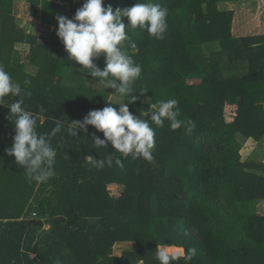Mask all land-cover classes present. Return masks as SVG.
Here are the masks:
<instances>
[{
    "label": "trees",
    "instance_id": "trees-1",
    "mask_svg": "<svg viewBox=\"0 0 264 264\" xmlns=\"http://www.w3.org/2000/svg\"><path fill=\"white\" fill-rule=\"evenodd\" d=\"M23 1L26 16L52 27L47 35L22 26ZM243 1L140 0L166 8L168 27L163 39L126 28L122 50L142 67L129 111L149 119L144 113L151 104L176 99L178 118L195 122L191 131H172L167 121L163 127L149 121L156 141L150 163L123 157L110 143L96 150L95 136H104L91 125L87 132L77 129L78 136L67 134L90 110L122 104L111 100L119 96L114 90L75 75L57 36L56 17L71 19L83 0H0V65L31 92L23 106L37 117L38 133L62 125L51 141L56 175L29 183L24 168L5 153L15 133L10 109L0 105V264H159L158 247L184 255L196 250L191 261L182 256L173 264H264V214L258 212L264 161L244 160L241 153L242 139L264 138V34L235 36V10L220 6ZM136 2L103 0L113 10ZM17 43L30 44L27 59L38 68L35 75L12 63L20 56ZM212 45L219 49L208 50ZM94 62L103 69L104 55ZM14 99L5 97V104ZM109 154L123 167L113 161L97 169L85 162L86 156ZM118 242L136 249L114 254Z\"/></svg>",
    "mask_w": 264,
    "mask_h": 264
},
{
    "label": "clouds",
    "instance_id": "clouds-1",
    "mask_svg": "<svg viewBox=\"0 0 264 264\" xmlns=\"http://www.w3.org/2000/svg\"><path fill=\"white\" fill-rule=\"evenodd\" d=\"M167 15L168 10L159 4L140 0L133 6L115 10L111 5L105 7L103 0H83L82 6L71 19L63 15L56 17L57 36L69 59L88 70L87 74L91 77L99 78L97 83L114 90L121 98H127V103H122L119 107L108 103L102 110H90L82 121H75L74 125L67 127L69 136H78L77 129L87 132V126L91 125L104 136V139L95 136L93 148L96 150L108 147L110 143L112 149L123 157L131 155L132 159L143 158L151 163L154 160L152 149L156 141L155 131L149 121L157 127H163L167 121L172 131L182 126L191 131L195 127L194 121L178 118L180 110L176 99L161 101L158 106L151 104L144 113V116L150 113L149 119H141L129 111L128 104L135 103L138 99L136 95H132L133 84L140 77L142 67L122 50L123 42L129 40L126 28L135 29L138 26L150 36L163 39L168 27ZM125 17L127 24L123 19ZM130 46L136 47L132 42ZM101 54L105 57L103 69L94 63V58ZM29 83L30 81H25V84ZM25 96L30 97L31 92L22 88L20 83L11 78L4 66L0 65V105L10 109L7 119L12 122L15 133L12 146L6 148L5 153L13 156L15 162L24 168L27 182L46 183L56 175L54 166L57 151L51 141L62 131V125L55 122L50 133H38L37 117L23 106ZM5 97L18 99L6 105ZM113 161L123 167L121 159L112 154L104 159L85 158L86 164L97 169H103L106 165L111 167ZM195 255L194 248L188 249L187 255H184L158 247L155 258L159 264H173L182 256L186 261H191ZM53 264H61V261L56 259Z\"/></svg>",
    "mask_w": 264,
    "mask_h": 264
},
{
    "label": "rangeland",
    "instance_id": "rangeland-1",
    "mask_svg": "<svg viewBox=\"0 0 264 264\" xmlns=\"http://www.w3.org/2000/svg\"><path fill=\"white\" fill-rule=\"evenodd\" d=\"M260 4L258 9H253L254 6L249 5H243L235 4V3H224L221 4V7L227 8V9H234L235 10V16L233 19V34L235 36H247V35H259L264 34V0H259ZM22 7L19 9V15L22 16V18L30 19L29 16H26L28 13V7L25 1L22 2ZM258 5V4H257ZM241 6V7H240ZM257 10V11H256ZM26 23V22H25ZM22 24V21H21ZM235 24V25H234ZM207 49L210 51L218 50L219 47L216 45H212L210 48L207 46ZM244 70L243 67L240 68H234L231 73H240ZM93 83L95 87H103V85L97 83ZM242 158L245 160L248 157L253 158L256 160V158H260L264 160V142H257L255 140H243L242 139ZM256 154V155H253ZM258 212L261 214H264V200L258 201ZM120 246V245H119ZM123 247H116L114 249V254L121 255L123 251L129 250L127 248H131L130 244H124ZM141 264V263H140Z\"/></svg>",
    "mask_w": 264,
    "mask_h": 264
},
{
    "label": "crops",
    "instance_id": "crops-1",
    "mask_svg": "<svg viewBox=\"0 0 264 264\" xmlns=\"http://www.w3.org/2000/svg\"><path fill=\"white\" fill-rule=\"evenodd\" d=\"M235 4H237V3H235ZM238 4H240L241 6L251 4L250 6H254L253 9H255V8L258 9L260 2H259V0H247V1H243V2L238 3ZM22 19H23L22 20V26H24L29 33L37 32L40 35H47L48 31L52 30V27H48L46 25H43L42 22L36 21L32 17H30V19H26V21H25V18H22ZM16 49L20 51V56L18 58H15L12 61V63L15 66H18L19 64L23 63L25 65V71L27 72V74L35 75L37 73L38 68L36 66L30 64L28 59H27V56H28L29 51H30V44L17 43L16 44ZM71 62H72L71 66L73 67L74 70H76L75 72L77 73L75 75L78 76V77L82 76L88 84H93V83H95L96 81L99 80V78H93L89 74H87L88 70L83 69L82 66L79 65L76 61L71 60ZM94 63L97 65L99 62H94ZM103 65L104 64L102 63L101 66H103ZM78 72H79L80 76H79ZM110 98L114 102L123 103V98H121L120 96L111 95ZM247 140H253V139H247ZM261 142H264V138L262 139ZM253 155H256V154H253ZM247 159L254 160L253 158H249V157ZM256 160H262V159L256 158ZM262 161H264V160H262ZM43 227L45 229H48L49 225L45 224V222H44V226ZM124 244H128V245L130 244L131 245L130 246L131 248H127L129 250L136 249V244L135 243H128V242H118L114 249H116V247H120V248L123 247L124 248V246H123Z\"/></svg>",
    "mask_w": 264,
    "mask_h": 264
},
{
    "label": "water",
    "instance_id": "water-1",
    "mask_svg": "<svg viewBox=\"0 0 264 264\" xmlns=\"http://www.w3.org/2000/svg\"><path fill=\"white\" fill-rule=\"evenodd\" d=\"M57 219H58V220H60V219L65 220V217H58ZM30 223H34V224H36L37 226H44V221H43V220H35V219H31V220H30Z\"/></svg>",
    "mask_w": 264,
    "mask_h": 264
},
{
    "label": "built area",
    "instance_id": "built-area-1",
    "mask_svg": "<svg viewBox=\"0 0 264 264\" xmlns=\"http://www.w3.org/2000/svg\"><path fill=\"white\" fill-rule=\"evenodd\" d=\"M33 215H36V213H34Z\"/></svg>",
    "mask_w": 264,
    "mask_h": 264
}]
</instances>
